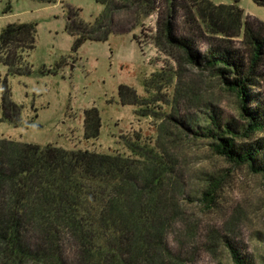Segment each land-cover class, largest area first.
<instances>
[{"label":"rangeland","instance_id":"1","mask_svg":"<svg viewBox=\"0 0 264 264\" xmlns=\"http://www.w3.org/2000/svg\"><path fill=\"white\" fill-rule=\"evenodd\" d=\"M239 5L264 22L263 6ZM155 6L145 13L137 0H0V33L9 23L36 24L34 48L25 54L30 73L11 74L0 62V137L131 155L126 142L139 133L167 164L166 251L158 250L165 264H237L230 246L248 264H264V178L216 154L199 130L210 113L242 125L239 99L210 70L179 62L155 42L158 14L165 13L163 0ZM160 68L171 84L160 96L166 114L139 117L135 106L120 103L119 86L144 95V78ZM91 107L101 120L96 139L84 137ZM213 180L219 184L208 203L204 192ZM61 244L74 264L75 246L65 235Z\"/></svg>","mask_w":264,"mask_h":264},{"label":"trees","instance_id":"2","mask_svg":"<svg viewBox=\"0 0 264 264\" xmlns=\"http://www.w3.org/2000/svg\"><path fill=\"white\" fill-rule=\"evenodd\" d=\"M137 1L145 13L156 8L157 0ZM252 1L264 7V0ZM163 3L155 42L179 62L210 70L239 99L244 123L210 113L199 128L202 136L212 139L216 154L235 165H247L264 178V22L245 15L239 0ZM35 38L32 22L3 28L0 62L11 74L30 73L25 54L34 48ZM169 81L160 68L144 78V95L120 85V103L135 106L139 117L165 115L166 101L160 96L170 89ZM100 122L95 107L84 111L86 139L98 137ZM126 144L131 155L0 137V264H70L62 249L64 235L75 246L74 264H165V254L158 250L166 251L162 244L166 204L161 198L166 160L155 155L151 141L141 140L139 133ZM218 184L215 180L209 184L206 202H213ZM230 249L237 264H248Z\"/></svg>","mask_w":264,"mask_h":264},{"label":"crops","instance_id":"3","mask_svg":"<svg viewBox=\"0 0 264 264\" xmlns=\"http://www.w3.org/2000/svg\"><path fill=\"white\" fill-rule=\"evenodd\" d=\"M244 14H245V15L252 16V15H251V14H252V12H251L250 10H248V12L244 10Z\"/></svg>","mask_w":264,"mask_h":264}]
</instances>
